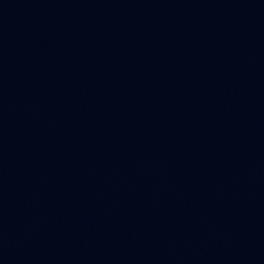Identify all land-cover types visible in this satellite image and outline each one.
<instances>
[{"label": "water", "instance_id": "obj_1", "mask_svg": "<svg viewBox=\"0 0 264 264\" xmlns=\"http://www.w3.org/2000/svg\"><path fill=\"white\" fill-rule=\"evenodd\" d=\"M0 264H264V0H0Z\"/></svg>", "mask_w": 264, "mask_h": 264}]
</instances>
